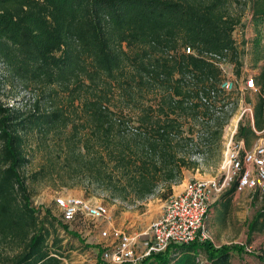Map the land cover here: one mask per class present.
Here are the masks:
<instances>
[{"label":"trees","instance_id":"16d2710c","mask_svg":"<svg viewBox=\"0 0 264 264\" xmlns=\"http://www.w3.org/2000/svg\"><path fill=\"white\" fill-rule=\"evenodd\" d=\"M247 10L262 31L264 0H0V84L10 78L44 100L31 109L0 100V264L68 257L60 230L69 226L33 205L32 184H96L114 200L143 202L162 184L171 196L184 170L199 168L194 154L220 162L214 146L240 102L222 87L221 63L242 75L234 33ZM254 50L256 67L263 62L255 98L246 88L254 128L241 121L235 135L247 148L264 130V55ZM235 189L219 197L220 223ZM251 231H264V212ZM232 250L196 241L141 264H199L201 252L230 264Z\"/></svg>","mask_w":264,"mask_h":264},{"label":"rangeland","instance_id":"374dc122","mask_svg":"<svg viewBox=\"0 0 264 264\" xmlns=\"http://www.w3.org/2000/svg\"><path fill=\"white\" fill-rule=\"evenodd\" d=\"M243 22L245 25L239 27L234 33L237 44L243 52V73L241 76H238L235 73L234 65L229 64L227 67V75H230L234 88L237 89L240 94V102L233 117L223 128L220 147L218 144L214 146L216 152L219 150L221 151V160L213 164L212 161L205 162L204 159H202V155L194 154L192 158L200 162V166L195 170H184V179L188 181L194 179L220 178V167L228 140L232 133H237L241 121L245 122L250 120V113L248 111L245 113V111L250 108L248 97L251 98L247 93L245 80L248 77H256L260 71L259 66L263 64V62H260L258 67H256L255 59L257 56L254 49L259 44V50H261L264 55V27L262 31L258 32L252 20L250 10L246 11ZM0 68L5 75L4 67L0 65ZM254 93H256V91L252 90V98H255V96H253ZM37 99H40L42 104H44L40 90H35L33 88L28 89L24 84L18 81L14 82L10 78H6L5 82L0 84V100L5 104L31 109ZM259 143H264V141L262 140ZM203 158H208V155H204ZM40 164V159H36L30 171L36 170ZM30 189L32 193V202L36 208L51 210L55 217L66 224V226H69L71 234L64 233L63 229L60 230L62 237L65 238L64 244H66L67 249H69L67 253L68 257L64 259V264H100L99 261L103 260L101 259L102 257L100 258V251L102 250V252H104L107 243L109 244L115 238L113 234H111L109 238H105L103 236L104 230H110L112 233L116 228V224L122 222L131 223L136 221L143 224L147 223L146 226H148L150 224L148 222H152L158 217V214L162 212V210L164 211L170 197L169 195L165 198L162 197L163 194L167 193V188L164 184L157 188L153 196L143 202H132L130 200L124 202L120 199L114 200L110 193L102 191L96 184L89 187L88 184L83 182L73 188L32 184ZM66 195L83 198L95 204H104L107 207L106 217L99 222L89 218H78L72 223L63 222L61 211L56 205V199ZM260 212H264V196H259L258 194H247L244 197L243 195L240 196V199L237 200L235 205V216L231 219V221L235 222L238 231L235 232V236L232 232L230 234H225L229 236L222 238L221 236L225 232L217 230V239H220V242L226 243L225 247H232L233 250L237 249L236 251L238 254L245 252L248 255H252L254 253L264 252L262 245L255 246L253 244L257 237L254 238L249 231L251 222ZM205 227L210 239L214 242L218 241L210 232L208 223ZM123 231L134 233L129 229H123ZM143 239V241L147 240V238ZM251 247L252 249H250Z\"/></svg>","mask_w":264,"mask_h":264},{"label":"built area","instance_id":"2783aa9c","mask_svg":"<svg viewBox=\"0 0 264 264\" xmlns=\"http://www.w3.org/2000/svg\"><path fill=\"white\" fill-rule=\"evenodd\" d=\"M187 52L190 53V49ZM228 66L227 63H221L225 74L222 87L231 91L234 90V84L230 75H227ZM255 84V77L246 78V88L256 91ZM247 111L253 121V109L250 107L245 113ZM235 133H232L227 142L220 178L189 181L181 194L169 198L164 214L151 224L147 232L130 233L115 228L111 233L110 230H104L105 238H109L111 234L115 238L105 246L103 261L109 264H141L152 255L166 252L171 246H187L196 241L209 240L205 220L210 208L234 185L237 193L248 191L264 196V143L247 148L243 140L235 139ZM56 205L65 223L77 218L99 222L107 215L104 204H95L71 195L57 198ZM143 236L147 237L146 241H143ZM199 259V264H209L203 257Z\"/></svg>","mask_w":264,"mask_h":264},{"label":"crops","instance_id":"0c3cea01","mask_svg":"<svg viewBox=\"0 0 264 264\" xmlns=\"http://www.w3.org/2000/svg\"><path fill=\"white\" fill-rule=\"evenodd\" d=\"M249 106L253 109V105L250 104ZM250 121H251V119H250ZM251 124H252V126L254 128V120L251 121ZM256 133L259 136V139L256 140L254 145L255 144H260L259 142H261L262 140L264 141V130L261 131V132L256 131ZM188 182L189 181L187 179H183L180 183H178L176 185H173V192H172L171 196H175V195L181 194L184 191L185 186L187 185ZM247 194L250 195L252 193L248 192V191L244 192L242 194L237 193V192L235 193L234 199L232 201V211H231V213L229 215H227L226 220L221 222V223L218 221V213H219V209L218 208L220 207L219 199L212 204V206L210 208L209 215H208L207 219L205 220V226L208 223V227L210 228L209 229L210 232L212 233L214 238L216 240H218V241L214 242L213 240L210 239V242H212V245H213V247L215 249H220L221 247H224L226 245V243L220 242L221 240L217 239L218 238L217 230L225 232L221 236L222 238H225V236H229V235H225V234H230L232 232H233V234L235 236V232L238 231V228L235 226V222L231 221V219H233V217L235 216L234 212H235V205H236L237 200L240 199V196L243 195V197H244ZM163 214H164V211L162 210V212H160L158 214V217L156 219H154L152 222H154L155 220L160 218ZM148 221H151V220H148ZM152 222H148V223H150L148 226H146L147 223L143 224V223L136 222V221H133L131 223L122 222V223L116 224V229L117 230H123V229H127L128 230L129 229V230L133 231L134 233H144V232H147L149 230L148 227L150 228ZM249 228H250L249 231L253 235V237L254 238L257 237L256 240L253 242V244L255 246L262 245V247H263L262 249L264 250V231L252 232L251 231V224H250ZM143 238H147V237L143 236ZM199 242L202 243L201 241H199ZM236 250L237 249H234V250L230 251V264H263L261 262L260 258L264 257V252L254 253L252 255H248L245 252L244 253L241 252L240 254H238ZM199 256L203 257L205 260L209 259L208 258V254L206 252H201L199 254Z\"/></svg>","mask_w":264,"mask_h":264}]
</instances>
